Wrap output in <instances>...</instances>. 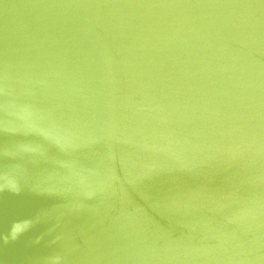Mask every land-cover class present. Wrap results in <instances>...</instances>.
<instances>
[{
    "label": "water",
    "instance_id": "95a60500",
    "mask_svg": "<svg viewBox=\"0 0 264 264\" xmlns=\"http://www.w3.org/2000/svg\"><path fill=\"white\" fill-rule=\"evenodd\" d=\"M0 264H264V0H0Z\"/></svg>",
    "mask_w": 264,
    "mask_h": 264
}]
</instances>
